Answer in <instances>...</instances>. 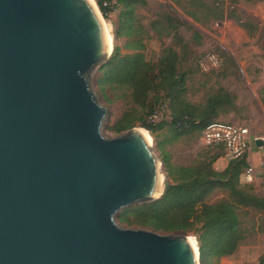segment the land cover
I'll use <instances>...</instances> for the list:
<instances>
[{
  "label": "water",
  "instance_id": "1",
  "mask_svg": "<svg viewBox=\"0 0 264 264\" xmlns=\"http://www.w3.org/2000/svg\"><path fill=\"white\" fill-rule=\"evenodd\" d=\"M113 52L91 0H0V264H201L189 235L117 222L170 182L138 128L103 133Z\"/></svg>",
  "mask_w": 264,
  "mask_h": 264
},
{
  "label": "trees",
  "instance_id": "2",
  "mask_svg": "<svg viewBox=\"0 0 264 264\" xmlns=\"http://www.w3.org/2000/svg\"><path fill=\"white\" fill-rule=\"evenodd\" d=\"M104 17L122 6L120 26L115 32V40L126 39L122 48L115 46L109 61L102 66L99 85L102 90L122 91L134 106L155 111V106L163 97L169 99L171 122L149 124L133 110L124 113L108 130L120 135L141 123L142 128L152 134L164 127L171 131L172 143L190 133H199L217 122L222 115L237 110L236 98L224 88L210 94L205 103L196 105L186 100V80L180 73V54L175 48L163 49L160 58L148 60L142 26L137 24L136 10L147 7V0H116L112 9L104 7L106 0H95ZM113 1V0H109ZM193 6L198 4L193 3ZM223 19L222 14L219 16ZM167 23L172 19L165 17ZM236 20L244 28L246 24ZM180 44L183 39L176 33ZM171 142H169L170 144ZM202 160L191 166L173 163L170 154L163 151V167L170 182V188L158 201L139 205L122 211L117 221L129 227L145 228L162 234H194L199 242L201 260L210 262L213 258L232 256L249 233L243 217L264 212V198L257 195L251 186L241 185L240 179L249 166L246 157L229 161L224 171L214 168L218 159L225 156L222 145H211ZM220 191L223 197L213 203L210 198Z\"/></svg>",
  "mask_w": 264,
  "mask_h": 264
},
{
  "label": "rangeland",
  "instance_id": "3",
  "mask_svg": "<svg viewBox=\"0 0 264 264\" xmlns=\"http://www.w3.org/2000/svg\"><path fill=\"white\" fill-rule=\"evenodd\" d=\"M147 1V7L137 8L136 17L137 24L142 26L148 60L156 62L163 49L175 48L180 54V73L186 80V100L200 105L219 88L226 89L235 96L237 110L222 115L218 121L248 126L252 138L264 142V0ZM193 3L198 6H193ZM95 4L103 18L106 31L111 35V45L114 48L117 45L121 47L123 55L129 53L124 49L125 38L115 40V32L120 26L122 6H117L115 11L105 18L96 1ZM221 14L223 19L219 18ZM166 16L173 20L172 24L167 23ZM236 18L247 27L241 26ZM176 33L183 39L182 45ZM208 53H215L221 58L222 66L219 70L207 72L200 68V58ZM101 77L99 68L92 76V86L100 103L107 109L103 127L106 136H117L108 128L129 110L147 120L150 111L134 106L128 96H123L122 91L111 90L109 87L102 90L98 82ZM161 96L162 99L155 106V110L164 108L162 122L168 124L172 120L170 101L163 97V93ZM140 124L138 122L135 128L145 129ZM148 132L162 165L164 150L170 154L174 164H183L180 166L194 165L202 160L208 151H215L205 144L199 133L186 134L172 143L173 135L166 126L155 134ZM252 146L253 154H262L257 166L261 185L256 181L245 185L242 179L240 183L253 187L255 193L264 198V146L259 149L255 143ZM163 173L167 178L164 167ZM222 197L223 194L217 191L210 200L215 203ZM243 220L249 233L237 251L232 256L213 258L207 263L201 260L200 255L201 264H264V212L246 215ZM119 224L125 228H137ZM187 235L196 238V245L200 249L197 237L194 234Z\"/></svg>",
  "mask_w": 264,
  "mask_h": 264
},
{
  "label": "built area",
  "instance_id": "4",
  "mask_svg": "<svg viewBox=\"0 0 264 264\" xmlns=\"http://www.w3.org/2000/svg\"><path fill=\"white\" fill-rule=\"evenodd\" d=\"M114 1L106 0L104 7L112 9ZM199 66L202 70L210 72L217 71L222 66L221 58L215 53H208L201 57ZM164 108L156 109L148 118L149 124L156 125L163 119ZM202 139L208 146L222 145L225 151V158L228 161L239 160L247 156L253 142L248 126L217 121L207 126L201 133ZM245 185H250L256 180L255 168L249 165L242 174Z\"/></svg>",
  "mask_w": 264,
  "mask_h": 264
},
{
  "label": "crops",
  "instance_id": "5",
  "mask_svg": "<svg viewBox=\"0 0 264 264\" xmlns=\"http://www.w3.org/2000/svg\"><path fill=\"white\" fill-rule=\"evenodd\" d=\"M251 140H252L253 143H255L256 139H253L252 135H251ZM257 149H259V148H257ZM252 151H253V146H252L250 152L247 154L246 159H247V162L249 163V165H252L255 168V172H256V180L255 181H256V183L260 184L259 180H261V179L257 175V170H258L257 166H258V163H259L260 159L262 158L261 157L262 154L258 153V152L253 154ZM180 165H183V164H180ZM228 165H229V161L225 158V156H223V157H221L220 159L217 160V162L214 165V168L217 171H224L228 167Z\"/></svg>",
  "mask_w": 264,
  "mask_h": 264
},
{
  "label": "bare ground",
  "instance_id": "6",
  "mask_svg": "<svg viewBox=\"0 0 264 264\" xmlns=\"http://www.w3.org/2000/svg\"><path fill=\"white\" fill-rule=\"evenodd\" d=\"M91 2H92V4L93 5H95V7L97 8V6H96V4H95V1L94 0H91ZM97 10H98V8H97ZM109 31H107V37H108V40H109V44H110V46L112 47V45H111V35L108 33ZM109 34V35H108ZM140 131H141V133L148 139V141L150 142V143H152V137H151V134L146 130V129H139ZM162 179H163V177H162ZM190 241H191V243L193 244V246H194V248H195V250L197 251V253H198V249H197V245H196V241H195V239L194 238H192V237H190Z\"/></svg>",
  "mask_w": 264,
  "mask_h": 264
}]
</instances>
